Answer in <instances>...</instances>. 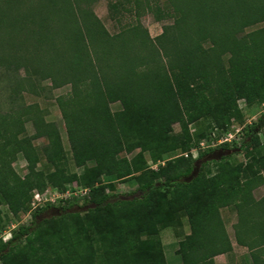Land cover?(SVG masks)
I'll return each mask as SVG.
<instances>
[{"label": "trees", "instance_id": "trees-1", "mask_svg": "<svg viewBox=\"0 0 264 264\" xmlns=\"http://www.w3.org/2000/svg\"><path fill=\"white\" fill-rule=\"evenodd\" d=\"M96 1L0 0V69L24 73L14 89L33 92L35 80H48L51 90L70 87L55 100L68 156L38 106L0 112V232L2 206L13 217L30 216L0 238V264H166L158 235L181 228V218L189 229L176 250L181 264H215L232 252L221 215L227 208L237 217L234 241L250 264H264V196H252L264 185V112L243 127L239 146L194 157L211 136L190 131L209 119L219 138L244 122L239 101L264 103V26L244 34L264 24V0L147 2L156 21L172 17L155 38L140 24L109 34L90 9ZM114 103L120 109L112 111ZM39 138L47 140L41 152L33 144ZM235 153L246 160L232 164ZM18 156L24 176L13 168ZM104 177L132 179L137 188L128 197L109 194ZM72 183L88 189L83 217L67 198L57 218L43 217L52 203L31 208L35 191L63 193Z\"/></svg>", "mask_w": 264, "mask_h": 264}, {"label": "rangeland", "instance_id": "rangeland-1", "mask_svg": "<svg viewBox=\"0 0 264 264\" xmlns=\"http://www.w3.org/2000/svg\"><path fill=\"white\" fill-rule=\"evenodd\" d=\"M142 4L138 7H135L133 3H130L128 0H97L94 4H91L90 9L100 20L102 25L108 31L109 34H118L127 26H132L135 24H140L143 28H145L151 38H155L162 33V28L164 26H168L172 24V17H167L164 20L158 22L156 21L153 13L149 11L146 7L147 2L152 4H158L161 7L165 8L168 0H140ZM264 26V24H260L257 26H253L245 29V33H249L259 27ZM24 73L20 70L18 73H15L12 70H5L3 68L0 69V112L1 113H9L13 111H17L20 108L36 105L40 110L43 111L45 119L50 122H54L59 130L64 151L69 153V145L67 141V136L65 132L64 122L61 117V113L56 104V98L58 96L64 95L69 92L70 87L64 86L60 89L51 90L50 82L47 81H36L34 82V91H28V89L21 88L20 90L14 89L15 84L23 78ZM264 104V103H262ZM260 105H252L247 106L244 101H239V108L243 112V120L242 124L237 126L244 127L246 124H250L255 122L257 118L260 116L262 112H264V106ZM111 110L116 111L120 109V105L118 103L111 104ZM236 125V123H234ZM213 122L209 119H202L195 124L190 126V131L192 134H202V135H212V132H215L216 129H211ZM26 132L28 135H32L34 133L33 127L30 122L25 124ZM174 132H179L178 125L173 126ZM243 132V129L242 131ZM242 140V139H241ZM240 140V141H241ZM237 144V146L240 145ZM46 138H39L33 141V144L39 149V152L42 151V148L46 145ZM198 149L195 148L191 151L192 156H197L199 152ZM206 150V149H204ZM42 154V153H41ZM222 154H226L225 152ZM148 163L151 167L155 168V165H152L148 159V156L145 155ZM130 157V155H128ZM212 157V156H211ZM214 158H217V155H213ZM211 158V159H214ZM246 159L243 154H233L230 157V162L232 164H236L238 162H244ZM88 165H92V163H88ZM46 166L45 160H41L38 165L39 169H44ZM13 168L16 173L20 176H24L27 173L26 162L23 160L21 156L17 157V160L13 163ZM70 169L73 172L81 173L82 169H77L70 164ZM264 175V172L262 173ZM103 185L108 186L106 192L119 194L121 196L128 197L130 192L135 191L137 188V184L132 179L126 180H113L111 178H102ZM69 196L67 199L73 204H77L78 206H74L71 211L80 212L83 204L82 197L85 196V191L82 187H80L76 183H72L66 188ZM88 193V191H86ZM159 196H163L164 192L161 191L158 194ZM252 196L255 200H258L264 196V185H261L253 190ZM42 205L45 202L41 203ZM55 208L47 210L43 217L57 218L60 215L58 210V206L63 204L60 199H56L52 203ZM2 216H3V229L0 232V238L2 236H7L8 233L13 234V232L17 229V227L21 224H27L30 221V216L27 214H19L18 217H13L8 213L6 206H2ZM221 215L224 220L226 230L229 234H233V225H230L232 219L234 221L237 220L236 214L234 210L227 208L221 210ZM80 216L83 217L84 213L80 212ZM182 226L180 227H167L161 229L158 235V238L162 244V248L164 251L166 264H181L180 258L176 255V250L178 247V242L183 239L184 234L189 233L188 223L185 218H181ZM234 241V238H232ZM235 243V241H234ZM235 246V251L232 254L220 255L214 258L215 264H250L251 260L249 257V251L246 248H237Z\"/></svg>", "mask_w": 264, "mask_h": 264}, {"label": "built area", "instance_id": "built-area-1", "mask_svg": "<svg viewBox=\"0 0 264 264\" xmlns=\"http://www.w3.org/2000/svg\"><path fill=\"white\" fill-rule=\"evenodd\" d=\"M264 106V104H262ZM251 124V123H250ZM242 127L237 126V125H232L230 130L227 132L223 133L219 138H216L215 132H212L211 139L207 140H201L198 144V149H209V148H214L217 147L221 144H239V141L242 139ZM241 142V141H240ZM187 156V154H185ZM84 193L86 194L88 189H84ZM69 196L67 190L65 192H59L56 189L53 188H47L43 192H38L35 191L33 193V198L31 202V208L35 209L37 207L42 206V202L45 204L46 203H53L56 199H63L67 198ZM11 234L8 233L7 236H2V240L6 241L10 238Z\"/></svg>", "mask_w": 264, "mask_h": 264}, {"label": "crops", "instance_id": "crops-1", "mask_svg": "<svg viewBox=\"0 0 264 264\" xmlns=\"http://www.w3.org/2000/svg\"><path fill=\"white\" fill-rule=\"evenodd\" d=\"M235 223H236V221H234V219H232L230 225H234ZM227 233H228V236H229V238L231 240V243H232V252L235 251V246H238L237 248H244V247H241V246L237 245L236 242L234 243V241L232 240V238H234L233 234L231 235V234H229V232H227ZM232 252L230 254H232Z\"/></svg>", "mask_w": 264, "mask_h": 264}]
</instances>
